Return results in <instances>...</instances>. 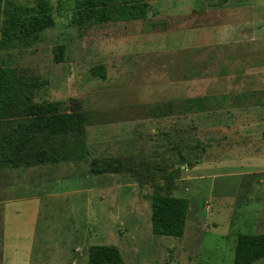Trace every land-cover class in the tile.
Returning a JSON list of instances; mask_svg holds the SVG:
<instances>
[{
	"label": "rangeland",
	"instance_id": "obj_1",
	"mask_svg": "<svg viewBox=\"0 0 264 264\" xmlns=\"http://www.w3.org/2000/svg\"><path fill=\"white\" fill-rule=\"evenodd\" d=\"M47 1L54 25L30 47L0 50V65L41 83L33 101H80L89 155L0 169V264H79L92 244L116 246L124 264H230L238 233L264 232V86L237 98L212 85L215 60L203 63L199 44L216 26L217 0H146L144 19L85 27L68 23L72 0ZM255 2L258 33L264 0ZM253 46L258 74L246 79L258 85L264 48ZM98 64L103 79L88 72ZM93 158L126 170L92 174ZM154 192L187 199L181 237L151 233Z\"/></svg>",
	"mask_w": 264,
	"mask_h": 264
},
{
	"label": "trees",
	"instance_id": "obj_2",
	"mask_svg": "<svg viewBox=\"0 0 264 264\" xmlns=\"http://www.w3.org/2000/svg\"><path fill=\"white\" fill-rule=\"evenodd\" d=\"M146 0H72L68 23L76 27L107 22L144 19ZM54 25L47 0L31 4L0 0V50L30 47L41 40L43 31ZM63 45L53 47V60L60 62ZM89 74L103 79L102 65H93ZM41 83L26 77L15 67L0 65V169L30 167L59 162H77L88 157L85 142L86 114L80 101L68 98L33 101ZM199 98H191V100ZM92 174L121 173L118 159L93 158ZM187 199L167 193L150 196V231L155 235L179 238L183 234ZM86 260L79 264H124L116 246L92 244ZM264 257V232L238 233L230 264H251Z\"/></svg>",
	"mask_w": 264,
	"mask_h": 264
},
{
	"label": "crops",
	"instance_id": "obj_3",
	"mask_svg": "<svg viewBox=\"0 0 264 264\" xmlns=\"http://www.w3.org/2000/svg\"><path fill=\"white\" fill-rule=\"evenodd\" d=\"M255 1L256 0H217L216 8L213 11V14H215V17L218 19V21H216L217 23H215L216 26L212 31L203 32L205 33L204 35L201 33L202 37L200 40L202 43L199 45H203V48L206 47L203 49V51L206 50L203 53L205 55L202 57L203 63L205 60L208 61L211 58L215 60L216 82L212 85H214L217 93L221 92L219 91L220 89L225 90L221 93L223 96L227 90H235L236 95L231 96H236L237 98L247 97V95L244 96L242 92L254 89L257 86H264L262 82L257 85L255 82L252 84L253 81H247L246 79L258 74L256 67L259 61L257 62V58L255 57V46L251 47V44L259 45V47L263 44L264 48V29L262 32L257 33L256 30L249 28V26L255 23L254 16L249 13L250 10L255 8ZM190 2L191 5L198 3L196 0H190ZM198 16L199 18L205 17L206 19L213 18L209 12ZM195 18H197L196 15ZM192 34L194 35L195 32ZM195 40L190 39L188 46L193 45ZM193 46H195V44ZM189 56L192 57V55ZM185 58L187 59V57ZM219 79L224 81L223 85H218L217 82H219ZM211 87L212 86H209V84L206 85V91L209 92L212 89ZM193 96L196 95H190L189 97L191 98ZM64 163L67 162L51 164L61 165ZM41 166L18 167V169L21 171L22 169L25 170V168H41ZM5 219V213H2V224L6 222Z\"/></svg>",
	"mask_w": 264,
	"mask_h": 264
}]
</instances>
